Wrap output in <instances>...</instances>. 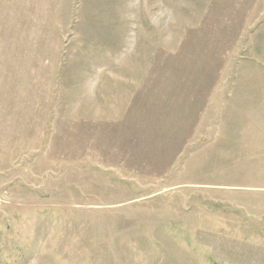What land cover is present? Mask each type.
Returning a JSON list of instances; mask_svg holds the SVG:
<instances>
[{"label":"rangeland","instance_id":"rangeland-1","mask_svg":"<svg viewBox=\"0 0 264 264\" xmlns=\"http://www.w3.org/2000/svg\"><path fill=\"white\" fill-rule=\"evenodd\" d=\"M0 264H264V0H0Z\"/></svg>","mask_w":264,"mask_h":264}]
</instances>
